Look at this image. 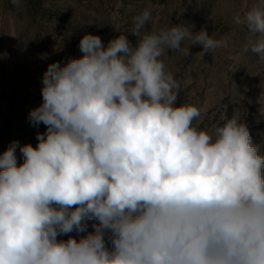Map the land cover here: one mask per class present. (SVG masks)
Returning <instances> with one entry per match:
<instances>
[{
    "label": "clouds",
    "instance_id": "clouds-1",
    "mask_svg": "<svg viewBox=\"0 0 264 264\" xmlns=\"http://www.w3.org/2000/svg\"><path fill=\"white\" fill-rule=\"evenodd\" d=\"M150 17H133L135 46L85 33L80 58L47 66L28 113L46 130L0 153V264H264L260 146L236 116L194 126L202 109L177 106L162 59L195 45L203 58L228 39L185 23L147 32ZM234 22L264 61V5ZM74 231L87 234L58 239Z\"/></svg>",
    "mask_w": 264,
    "mask_h": 264
},
{
    "label": "rangeland",
    "instance_id": "rangeland-1",
    "mask_svg": "<svg viewBox=\"0 0 264 264\" xmlns=\"http://www.w3.org/2000/svg\"><path fill=\"white\" fill-rule=\"evenodd\" d=\"M262 5L264 0H0V153L14 140L35 147L36 133L46 130L31 126L28 113L42 103L41 81L50 63L80 58L85 33L100 36L105 45L128 34L135 46L133 17L148 8L147 32L185 23L206 29L213 39H228L227 47L203 58L197 54L202 46L195 45L188 55L166 50L162 59L181 84L177 106L202 109L194 126L212 132L236 116L264 155V61L243 51L248 32L234 22L237 13ZM17 158L23 162L19 148ZM86 223L91 232L98 222ZM86 234L74 231L58 239Z\"/></svg>",
    "mask_w": 264,
    "mask_h": 264
},
{
    "label": "trees",
    "instance_id": "trees-1",
    "mask_svg": "<svg viewBox=\"0 0 264 264\" xmlns=\"http://www.w3.org/2000/svg\"><path fill=\"white\" fill-rule=\"evenodd\" d=\"M180 102H178V105H179Z\"/></svg>",
    "mask_w": 264,
    "mask_h": 264
}]
</instances>
